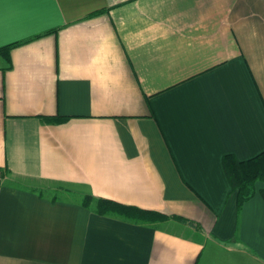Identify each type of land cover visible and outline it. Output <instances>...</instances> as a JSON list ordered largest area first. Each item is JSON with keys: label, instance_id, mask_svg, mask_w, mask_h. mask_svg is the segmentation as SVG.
<instances>
[{"label": "crops", "instance_id": "obj_1", "mask_svg": "<svg viewBox=\"0 0 264 264\" xmlns=\"http://www.w3.org/2000/svg\"><path fill=\"white\" fill-rule=\"evenodd\" d=\"M4 46L0 264H264L222 164L264 152V0H0Z\"/></svg>", "mask_w": 264, "mask_h": 264}, {"label": "trees", "instance_id": "obj_2", "mask_svg": "<svg viewBox=\"0 0 264 264\" xmlns=\"http://www.w3.org/2000/svg\"><path fill=\"white\" fill-rule=\"evenodd\" d=\"M8 48V46L0 48V52L5 57L8 56ZM222 164L230 182L231 189L236 191V205L238 210L242 203L253 195L256 181L263 183L259 192L264 199V152H260L244 160H239L232 154H225L222 157ZM91 199V195H85L82 201L84 204H88ZM96 211L98 213H116L132 220L143 221L162 220L168 217L167 214L160 211L124 204L102 197L96 199ZM177 218L183 219L182 217Z\"/></svg>", "mask_w": 264, "mask_h": 264}, {"label": "rangeland", "instance_id": "obj_3", "mask_svg": "<svg viewBox=\"0 0 264 264\" xmlns=\"http://www.w3.org/2000/svg\"><path fill=\"white\" fill-rule=\"evenodd\" d=\"M71 196H74V195H71ZM75 197V196H74Z\"/></svg>", "mask_w": 264, "mask_h": 264}]
</instances>
